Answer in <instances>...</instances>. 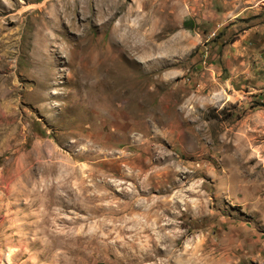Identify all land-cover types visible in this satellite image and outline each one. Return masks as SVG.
<instances>
[{
	"label": "rangeland",
	"instance_id": "rangeland-1",
	"mask_svg": "<svg viewBox=\"0 0 264 264\" xmlns=\"http://www.w3.org/2000/svg\"><path fill=\"white\" fill-rule=\"evenodd\" d=\"M0 264H264V0H0Z\"/></svg>",
	"mask_w": 264,
	"mask_h": 264
},
{
	"label": "trees",
	"instance_id": "trees-1",
	"mask_svg": "<svg viewBox=\"0 0 264 264\" xmlns=\"http://www.w3.org/2000/svg\"><path fill=\"white\" fill-rule=\"evenodd\" d=\"M185 27H187L186 22L184 23Z\"/></svg>",
	"mask_w": 264,
	"mask_h": 264
}]
</instances>
